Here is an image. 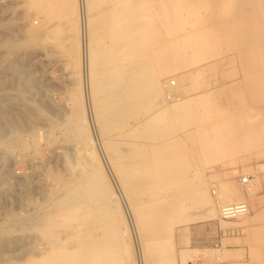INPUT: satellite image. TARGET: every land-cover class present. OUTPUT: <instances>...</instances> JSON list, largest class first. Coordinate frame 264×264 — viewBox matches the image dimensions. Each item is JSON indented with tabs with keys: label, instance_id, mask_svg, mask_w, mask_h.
<instances>
[{
	"label": "bare ground",
	"instance_id": "6f19581e",
	"mask_svg": "<svg viewBox=\"0 0 264 264\" xmlns=\"http://www.w3.org/2000/svg\"><path fill=\"white\" fill-rule=\"evenodd\" d=\"M153 1L117 0L116 6L105 14L98 0H32L33 8L47 12L49 19L52 15L71 16L69 22L76 27L75 34L68 38V51L79 60V81L87 100L83 101L84 96L74 98V106L71 112H65L60 127L71 135L78 145V156L85 162L79 172L72 173L71 180L55 178L54 181L59 180L56 183L60 186L55 189L60 196L56 197V193L57 199L53 197L55 202L49 209L46 207V212L42 210L34 221L24 217L17 222L24 232L34 231L38 250L24 262L10 260L15 261L12 264H174V230L194 219L199 203L193 198L201 195V205L207 208V212L204 207L203 214L200 210L197 214L204 219L215 214L208 181H194L187 172L199 160L209 164L229 150L264 146V0H217L205 15L196 10V0ZM220 11L226 14H218ZM183 13L188 16L186 20ZM190 18L193 20L189 22ZM45 25L42 22L30 26L20 46L34 45L45 38L61 39L63 28L53 31ZM187 25L190 30L185 29ZM173 32L182 34L177 37L179 34ZM222 42L227 43L230 53L233 51V68L222 76L235 74L239 79L218 90L227 93L232 101H225L228 107L215 110V119L210 103L189 96L199 90L198 80L206 69L195 66V61L215 56ZM219 66V61L209 64L215 72H219ZM11 70L15 76L23 75L14 66ZM3 72L0 69V75ZM32 78L24 77L21 85L32 86ZM22 91L0 95V136L10 135L6 139L0 137V150L4 153L17 150V146L24 149L22 152L26 150V135L23 138L17 133L16 119L34 127L43 119L41 111L30 106L29 96ZM244 96L259 107L256 118L253 112L242 110ZM234 103L238 105L235 111L229 107ZM87 110L98 123L99 136L94 140V130L90 128L93 122ZM166 115L172 125H168ZM137 119L133 134L149 140L146 143L160 142H140L130 151L123 150L109 134ZM191 124L199 127L180 134ZM225 195V204L214 202L220 215L222 207L234 204L231 202L240 196L231 185L225 186ZM54 207L55 213L51 211ZM75 221L77 227H73ZM199 253L203 252L195 249L184 252L182 257L186 264H194Z\"/></svg>",
	"mask_w": 264,
	"mask_h": 264
},
{
	"label": "rangeland",
	"instance_id": "374dc122",
	"mask_svg": "<svg viewBox=\"0 0 264 264\" xmlns=\"http://www.w3.org/2000/svg\"><path fill=\"white\" fill-rule=\"evenodd\" d=\"M159 1L154 0L153 2ZM98 2V6L100 9H105L103 13L106 14L111 7H113V5L116 6L117 0H98ZM196 2V10L198 12L200 11L199 13L202 15H205L209 12L208 10H211L213 6L218 3L217 0H196ZM107 7L110 8L108 9ZM224 13L226 14L224 11L218 12L220 15H224ZM183 15L182 17L186 20L188 16H186L185 13H183ZM74 16L75 15H73V18ZM47 17V12H44V10L39 11L33 8L32 0H0V69L4 71L3 74L0 75V95L5 96V93H15L20 90H23L22 92L26 91V96H29L28 101L30 103H28L30 106L34 109L40 110L43 114V119L41 118L39 123L37 122L35 124V127L29 126L28 124L26 125L25 123L20 122V120L18 121V119L15 120V123L17 124L16 131L19 136L24 138L26 135L23 142L26 146H24L26 150L28 149L27 151L25 150V152H22L24 149L20 146H17L19 150L16 147L17 150L15 149L14 151L8 153H4L0 150V253L2 255V257H0V262L4 264L6 262L5 260L11 264L15 263V261L16 263H20L21 261L24 262L27 260L28 255L30 256L32 253L37 252L38 249L35 247L37 238H34L33 236L34 231L30 233L27 231L24 232L22 227H20L17 222L20 218L22 219L24 217H29L31 221H34L35 218L43 211L46 212L47 208L49 209L57 199L55 198V195L58 188L55 189V187L60 186L58 185L59 180L68 178H70L68 180H71L72 173L79 172L85 162V160L80 159L78 156V145L75 143L73 138H71V135L69 136L67 132L64 133L65 131H63L60 127L65 112H71V109L74 106V98L80 96L82 99L83 96H86L85 98L83 97V101L87 100L86 90L82 87V83L79 81V60L74 54H70L68 51V47L70 45L68 38L69 36L75 34L73 31H76V27L74 28L71 25L72 23L69 22L71 16H68V18L67 15L60 17L52 15L50 19L48 17L49 20ZM182 17L181 19H183ZM189 17L191 16L189 15ZM191 20H193V18H190L189 22ZM42 22L47 23V26L45 25L47 30L55 31V29L58 30L63 28V34H60L61 39L57 41L53 38H45L41 42H37L34 45L20 46V43L24 42L27 38V35L25 36L26 38L24 37L27 29L32 25L36 27ZM185 29L190 30L191 28L187 25ZM173 33L179 34L176 35L177 37L182 34L181 32ZM173 33L172 36L175 37ZM60 40L64 44L61 43ZM77 44L79 43L77 42ZM225 44L227 45V43L222 42L219 45L220 49L215 56L205 57L204 59L202 58L203 60L201 59L200 62L195 61V66H200L203 67V69H206L202 70L203 73L201 77H199V90L196 92H190L189 96L196 98V100L201 102L210 103L213 107V111L210 112H213L211 115L215 119L217 118V113L215 112L222 109L221 107H225L227 104L226 102L231 100V97L229 98L227 93H221L222 86H230L239 79V75L235 74H231V76L228 73L229 76H222L223 73L231 71L233 68L230 63L233 51L230 53L231 50H229V48L227 50V46ZM106 50L108 51L109 47H107ZM74 56L76 60L73 59ZM217 61L220 62L219 72L210 70L209 64ZM226 64H228L229 67L228 65L225 67ZM11 66L12 68L14 66L15 69L23 71V75H16L18 79H20L19 81H17L18 79L15 75L11 74ZM221 68H223L224 71ZM182 70L183 69L178 72H181ZM27 76H31V78L33 77L32 79L34 83L32 84L34 86L21 85L24 80L23 78ZM4 77L7 78L6 83L4 82ZM9 84L12 86H8ZM15 86H18V88ZM218 90H221L219 91L220 93ZM243 98L242 100L244 104L242 110L244 109L245 112L248 111V113L251 114L253 112L254 114L252 115L256 118L255 116L257 115L255 113L259 107L253 104L251 98L247 96H244ZM46 105L48 107H46ZM226 107H228V105ZM229 107L235 111L238 108V105L234 103L232 106L230 104ZM202 108L204 109L205 107ZM202 108L199 109L201 112H203ZM91 113L87 110V115H90L93 122H91L92 127L90 128H92L91 130L96 131H91V133H94L92 135L94 140V137L97 139L99 136L97 133L98 123L95 122L93 114ZM47 118L48 121L45 120ZM165 119L168 121V125H172L168 115L165 116ZM139 120L130 121V128L128 126L113 130L109 136L114 139V142L118 143L120 148H124L123 150L127 151H130L129 149H132L135 145H153L152 142H160L151 140V143H146L149 142V140L144 139V143L143 137H139L136 133L133 134V131L135 132L137 130L136 126L138 125L136 124H138ZM197 126L199 127V125L191 124L186 128L184 127L181 130V133L180 131L178 133L182 134L187 130L196 129ZM37 127L39 129L36 131ZM131 130L132 134L130 133ZM8 136L10 135L5 133L0 137L6 139ZM9 153H11V155ZM97 153L99 156L100 154L98 149ZM19 154H21V156L24 155V157L20 156L22 158L21 159ZM25 154L27 155L26 157ZM10 158L14 159V162ZM75 160L77 165L76 163H73ZM13 164L14 166L11 167ZM9 173L11 175H9ZM187 174L192 176L194 181L197 178L198 179L196 181L199 179L208 181L210 187L209 196L212 199L211 201L215 214L204 219V217L201 216L203 214L202 209L205 207L201 205L204 200L203 197L198 195L193 198V202L197 201L199 203L197 209H191L192 213H194V210L196 209L194 219L176 226L174 230V264H186V260L183 259L182 254L184 252H191L195 249L201 250L203 253H199L196 256L194 264H263L264 259L261 257L264 258V251H262L264 250V146L260 145L258 148H251V150H229L223 153L216 162L209 164L205 161L199 160L196 165L187 172ZM194 174L195 179L193 177ZM241 176L251 177L249 186H243L240 181ZM55 178L59 179H56L58 183H56L57 181H54ZM227 185L233 186L240 195L231 203L247 201L251 207L250 213L247 216L239 219L238 221L234 220V222L221 218L220 210L214 204L215 200L222 201V203L225 202V186ZM213 191L216 192V194H214ZM59 196L60 192L56 197ZM239 197L241 200H239ZM51 199L54 201L52 202ZM199 210L202 214H197L200 213ZM51 211L55 213V207L52 208ZM205 212H207L206 207L204 208V213ZM77 226L76 221L73 222V227ZM262 229L263 231H261ZM43 245L46 246L45 242ZM24 248L26 249L24 250ZM210 251H212L213 254H211ZM257 255H260L261 257H257ZM10 260L15 261L11 262Z\"/></svg>",
	"mask_w": 264,
	"mask_h": 264
},
{
	"label": "built area",
	"instance_id": "2783aa9c",
	"mask_svg": "<svg viewBox=\"0 0 264 264\" xmlns=\"http://www.w3.org/2000/svg\"><path fill=\"white\" fill-rule=\"evenodd\" d=\"M251 177L243 178V186L250 185ZM250 213V206L247 202L234 203L221 208V216L225 220H235Z\"/></svg>",
	"mask_w": 264,
	"mask_h": 264
}]
</instances>
